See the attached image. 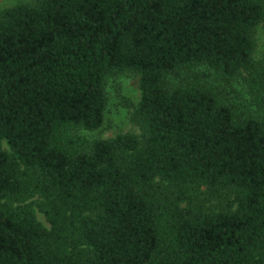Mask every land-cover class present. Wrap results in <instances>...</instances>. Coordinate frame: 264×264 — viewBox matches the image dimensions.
<instances>
[{"label": "trees", "instance_id": "obj_1", "mask_svg": "<svg viewBox=\"0 0 264 264\" xmlns=\"http://www.w3.org/2000/svg\"><path fill=\"white\" fill-rule=\"evenodd\" d=\"M263 24L264 0L1 11L0 264H264ZM125 74L141 133L90 140Z\"/></svg>", "mask_w": 264, "mask_h": 264}, {"label": "rangeland", "instance_id": "obj_2", "mask_svg": "<svg viewBox=\"0 0 264 264\" xmlns=\"http://www.w3.org/2000/svg\"><path fill=\"white\" fill-rule=\"evenodd\" d=\"M26 2L29 0H0V12ZM255 37V58L264 64V24L257 29ZM221 89H223L222 98L225 101H234L241 112L250 113L254 111L244 87L235 84V91L232 87L226 86H222ZM106 93L107 108L103 126L97 131L82 132V134L90 140L110 139L126 133L139 135L140 129L131 119L134 106L138 104L141 98L139 77L134 74H125L110 78L107 80ZM37 215L39 220L48 226L45 217L39 212Z\"/></svg>", "mask_w": 264, "mask_h": 264}]
</instances>
